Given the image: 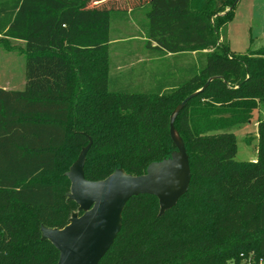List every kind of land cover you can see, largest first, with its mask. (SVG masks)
<instances>
[{
	"label": "trees",
	"instance_id": "trees-1",
	"mask_svg": "<svg viewBox=\"0 0 264 264\" xmlns=\"http://www.w3.org/2000/svg\"><path fill=\"white\" fill-rule=\"evenodd\" d=\"M130 1L0 0V35L26 58L24 89L0 88V264H57L41 229L78 209L67 175L82 151L88 182L145 175L177 152L171 119L192 95L173 122L187 191L162 215L155 196L129 199L99 264H264V116L255 162L235 159L232 132L264 104V49L235 55L222 40L237 0ZM145 6L150 54L197 57L169 63L172 76L108 75L112 17Z\"/></svg>",
	"mask_w": 264,
	"mask_h": 264
},
{
	"label": "water",
	"instance_id": "water-1",
	"mask_svg": "<svg viewBox=\"0 0 264 264\" xmlns=\"http://www.w3.org/2000/svg\"><path fill=\"white\" fill-rule=\"evenodd\" d=\"M191 97L180 105L171 119L170 134L177 152L169 160L151 164L143 176H127L117 170L103 181L88 182L83 169L90 146L82 151L67 176L71 183L68 199L75 202L83 214H72L63 229H41L42 239L50 241L59 252L57 264H99L120 231L122 212L133 197L155 196L159 200L160 215L176 205L188 189L190 168L173 122Z\"/></svg>",
	"mask_w": 264,
	"mask_h": 264
},
{
	"label": "rangeland",
	"instance_id": "rangeland-1",
	"mask_svg": "<svg viewBox=\"0 0 264 264\" xmlns=\"http://www.w3.org/2000/svg\"><path fill=\"white\" fill-rule=\"evenodd\" d=\"M116 4H130V0H117ZM132 10L131 8H129ZM128 11V14L112 17L108 36L106 56L109 61L108 75L132 76L139 78L141 71L147 69L159 77L172 76L169 63H183L196 58L198 53L178 56L152 55L145 50V14L142 10ZM222 40L228 44L230 53L245 55L258 53L264 49V0H240L234 10L232 21L227 25ZM25 44L12 37L0 35V86L22 88L25 84ZM145 79L136 84L152 86ZM133 90L139 91L138 87ZM254 111L249 124L232 130L236 139L235 159L252 161L256 157L258 143L255 123L264 116V104ZM83 213L77 209L74 215Z\"/></svg>",
	"mask_w": 264,
	"mask_h": 264
},
{
	"label": "crops",
	"instance_id": "crops-1",
	"mask_svg": "<svg viewBox=\"0 0 264 264\" xmlns=\"http://www.w3.org/2000/svg\"><path fill=\"white\" fill-rule=\"evenodd\" d=\"M148 7L147 6H145V7H140V8H136V9H133V10H130V12L131 11H135V10H142L144 13H145V11H146V9H147ZM123 14H128V12L127 13H123ZM146 17H145V22H146ZM145 48V47H144ZM145 50H146V48H145ZM147 51V50H146ZM148 52V51H147ZM149 53V56H145V57H150L151 56V54H150V52H148ZM146 70V69H145ZM24 87H25V84H24V86L22 87V88H14V87H2V86H0V88L1 89H4V90H6V91H20V90H23L24 89ZM257 126H258V122H256L255 123V130H256V132H257Z\"/></svg>",
	"mask_w": 264,
	"mask_h": 264
},
{
	"label": "built area",
	"instance_id": "built-area-1",
	"mask_svg": "<svg viewBox=\"0 0 264 264\" xmlns=\"http://www.w3.org/2000/svg\"><path fill=\"white\" fill-rule=\"evenodd\" d=\"M252 162H255V161L252 160ZM230 264H234V263H230ZM242 264H263V261L259 260L258 263H255V258L251 256L250 258L242 261Z\"/></svg>",
	"mask_w": 264,
	"mask_h": 264
}]
</instances>
